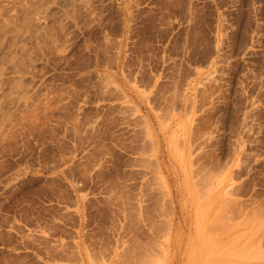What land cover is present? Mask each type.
I'll return each mask as SVG.
<instances>
[{
	"label": "rangeland",
	"instance_id": "rangeland-1",
	"mask_svg": "<svg viewBox=\"0 0 264 264\" xmlns=\"http://www.w3.org/2000/svg\"><path fill=\"white\" fill-rule=\"evenodd\" d=\"M0 264H264V0H0Z\"/></svg>",
	"mask_w": 264,
	"mask_h": 264
},
{
	"label": "bare ground",
	"instance_id": "bare-ground-1",
	"mask_svg": "<svg viewBox=\"0 0 264 264\" xmlns=\"http://www.w3.org/2000/svg\"><path fill=\"white\" fill-rule=\"evenodd\" d=\"M25 26H27V24H25Z\"/></svg>",
	"mask_w": 264,
	"mask_h": 264
}]
</instances>
